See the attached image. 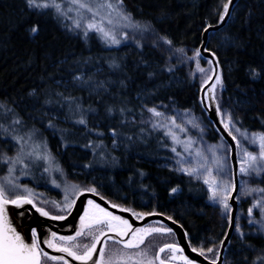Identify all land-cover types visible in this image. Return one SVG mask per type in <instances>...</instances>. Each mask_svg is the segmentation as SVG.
Segmentation results:
<instances>
[{
  "label": "trees",
  "instance_id": "1",
  "mask_svg": "<svg viewBox=\"0 0 264 264\" xmlns=\"http://www.w3.org/2000/svg\"><path fill=\"white\" fill-rule=\"evenodd\" d=\"M120 1L170 49L149 33L146 41L107 47L96 34L67 32L50 10L0 0V145L10 153L31 132L67 179L136 211L164 214L183 227L192 248L206 251L220 245L228 212L207 200L201 181L171 167L184 139L146 108L168 104L201 116L206 130H190L189 141L219 143L231 183L228 147L202 109L188 59L228 0ZM206 48L220 68L218 110L234 130L225 127L237 146L253 149L247 136L264 134V0H238L226 25L208 34ZM238 177L236 224L223 264H264V171Z\"/></svg>",
  "mask_w": 264,
  "mask_h": 264
},
{
  "label": "rangeland",
  "instance_id": "2",
  "mask_svg": "<svg viewBox=\"0 0 264 264\" xmlns=\"http://www.w3.org/2000/svg\"><path fill=\"white\" fill-rule=\"evenodd\" d=\"M37 3L59 5V11H57L55 6L48 8L32 7V9L37 11L50 10L59 19L67 32L83 38L91 33L96 34L107 47H120L130 42L137 44L143 38L146 41L148 39L146 35L149 33V39L152 42L162 43L169 48L167 43L161 38L153 36L148 27L146 28V25L134 20L125 11L120 0H37ZM141 36L144 37L142 38ZM173 52L176 53L177 51ZM188 59L194 64L199 94L200 89L209 80L212 68L209 61L199 59L198 55ZM216 88L214 86L213 89L215 102L217 100ZM150 109H154L155 112L150 111ZM146 110L151 116L169 125L171 124L170 128L174 126L175 138L180 141L182 140L180 138L184 139V142L179 143L182 153L172 159L173 165L171 167L180 173L201 181L209 190L207 200L218 206L223 212H228L229 215L230 209H225L221 201L224 199L226 189L228 203L232 190V177L231 183L228 185L226 174L224 173L225 169L222 166L224 155L222 154L221 145L219 143L204 145L202 142L193 144L192 140L189 141L190 130L195 131V134L205 132L206 124L203 118L193 112L179 114L168 104H152L147 106ZM155 113H159V115ZM221 118L224 126L228 125L234 130L226 113L221 114ZM253 134L260 133H251L246 138V142L253 149H250L247 145L243 146V148L240 145L237 146L239 171L241 167L246 166L242 162L245 149L253 155H258L260 152L259 141L254 143L251 140ZM17 145L18 149L10 153L0 145V187L5 190V195L9 200L17 197H27L32 201L34 207L42 208L52 216H62L71 209L79 192L84 190L92 191L94 189L67 179L62 171L56 168V162L51 157L50 152L43 146L41 140L31 134V132L29 134L26 133ZM10 169L12 171H9ZM205 180L209 183H205ZM210 185L211 189L217 193L215 200L212 199L213 193L210 190ZM94 191L96 190L94 189ZM128 210L137 216H144L149 213L136 211L129 206ZM146 229H161V231L152 232L151 235H148L145 243L140 245L139 248H125L124 245L114 243L107 244L103 255L105 264H147L150 260L153 261V264H157L155 261L157 250L162 245L173 242L174 236L171 232L164 231L166 228L160 223L149 224ZM97 230L92 229V235H96ZM89 231L86 230L85 233ZM92 235H82L73 241L72 249L76 253H83L85 251L84 245H91ZM73 245L76 246L73 247ZM208 249H212V251H208ZM208 249L198 252L209 260L215 261L219 245ZM144 250H146V255L142 254ZM169 257H173V255L168 252L163 259L169 260ZM42 264L55 263L42 258Z\"/></svg>",
  "mask_w": 264,
  "mask_h": 264
},
{
  "label": "water",
  "instance_id": "3",
  "mask_svg": "<svg viewBox=\"0 0 264 264\" xmlns=\"http://www.w3.org/2000/svg\"><path fill=\"white\" fill-rule=\"evenodd\" d=\"M238 0H229L227 4H229L228 11L223 12V19L215 25L208 26L202 35V41L198 48L199 55L210 62L212 73L209 80L206 84L200 89V102L203 111L206 114L207 119L211 122L213 127L216 129L217 133L223 139L228 147V158L230 162L231 168V177H232V190L228 198L229 204V218H228V227L226 233L220 243L217 259L215 261H211L206 258L203 254L198 252L196 249L191 247L186 233L183 227L176 222L175 220L165 216L164 214L155 211L149 214L144 215L140 220H135L132 215L126 211L122 210L121 215L128 221V223L132 226L129 230V234L124 236L123 238L116 236L114 233H104L99 237V243L96 244L97 252L92 254L93 259L89 260L91 264L93 261L100 260L99 249L104 247V243L106 240H114L124 242L129 239L131 233L135 230L141 229L145 225L158 222L165 226L167 229H171V233L174 236L175 243L173 244H165V245H175L180 249L178 253H180L184 258H187L193 264H222L224 259V253L226 247L230 241L231 235L234 231L236 224V216L238 211V191H239V169H238V161H237V145L232 135L228 132L221 118V114L218 110L217 103L215 102L213 96V89L215 84L217 83V77L220 75V68L217 62V59L213 52L206 48L207 36L211 32H216L223 28L227 21L230 18L232 10ZM88 201H92L97 205L104 207L110 212H113L114 207H112L105 199L100 197L98 194L92 191H81L79 192L73 202V205L70 211L66 215L62 216H52V215H41L37 208L34 207L33 203H24L20 207H17L13 204L5 205V209L8 213V222L11 227L15 229L16 233L22 237L25 243H32L33 241V230L36 231V239L39 244V248L42 249L43 252H46L48 256L51 257H61V252L57 251L53 247L48 246V241L55 237H63L68 235V229H70V235L74 236L78 232V223L81 220V217L85 213V207ZM53 217H63V219H53ZM108 237H113V239H108ZM165 245L161 246L163 248ZM160 248L157 250L155 255V261L159 264V260L156 259L157 254H159L160 259H162L161 255L163 252H160ZM170 250L165 248V251ZM164 251V252H165ZM166 264H176L172 262L166 261Z\"/></svg>",
  "mask_w": 264,
  "mask_h": 264
},
{
  "label": "snow or ice",
  "instance_id": "4",
  "mask_svg": "<svg viewBox=\"0 0 264 264\" xmlns=\"http://www.w3.org/2000/svg\"><path fill=\"white\" fill-rule=\"evenodd\" d=\"M231 2V0H229ZM27 4L30 8H48L51 6H55L57 11H59V5H53L49 3H37V0H27ZM83 7V5H81ZM229 4L224 5L225 12L228 11ZM223 19V17H221ZM91 27V25H90ZM38 29L33 27L31 31L35 33ZM102 30V29H101ZM105 35H107L105 33ZM199 55V52H197ZM219 80V77H217ZM150 111L155 112L154 109H150ZM159 115V113H155ZM80 123H84L83 120ZM228 127V125H225ZM239 131V129H237ZM247 136V133L244 134ZM233 139H236L233 137ZM251 140L255 143L259 141L260 152L258 155H253L251 152H248L246 149L244 150V155L242 158V162L246 164V166L241 167V173H249L250 171H264V134H253L251 136ZM239 143V142H238ZM175 151V149H173ZM9 171H12L11 169ZM205 183H209L205 180ZM213 183H215L213 181ZM210 190L211 185H210ZM94 191V189L92 190ZM175 191V189H173ZM264 192V189L260 190ZM212 199L216 198V191L212 190ZM225 209H228L230 206L227 203V190L225 189L224 199L221 201ZM13 204L17 207H20L24 203H32L30 199L27 197H17L16 199L9 200L5 195V190L0 187V264H42V256L46 259L51 260H63V257H51L48 256L46 252H43L42 249L39 248V244L36 239V231L33 230V241L28 244L25 243L20 235H18L14 228L11 227L8 222V213L5 209V205ZM92 209H95V212H90L88 209L85 210L84 216L81 217V230L76 233V236L81 235H92V228L94 225H104L107 227L108 231L113 232L116 236L123 238L124 236L129 234V230L132 226L128 223L127 220H124L120 217L114 216L111 212L106 211L104 208H101L99 205L94 204L92 201L88 202ZM258 205H253L252 208H249V215H252L253 209ZM123 210V209H122ZM261 210L264 211V206L261 207ZM37 211L41 213V215L47 216L48 212L44 211L42 208H37ZM53 219H63V217H53ZM118 221V223H114ZM123 226V227H121ZM85 229L90 230L88 233H85ZM100 235H104L103 228L100 230ZM161 229H139L135 230L131 233L132 239L124 242L125 248H139L140 245L145 243V239L148 235H151L152 232H159ZM164 231L171 232V229H164ZM237 231H239V225L237 224ZM55 237V234H53ZM61 241H74L76 237H60ZM108 239H113V237H108ZM121 241L117 240L116 243H120ZM49 247H55L51 240L48 242ZM99 243V236L92 235V243L91 245H84L85 251L83 255H77L76 252L72 250V247H59L56 250L60 252H67L68 255L72 256L76 260L84 261L85 264L87 261L92 260V254L97 252L96 244ZM76 245H73L75 247ZM165 248L172 250L174 253L180 251L175 245H165L163 248H160V252H164ZM195 250V249H194ZM208 251H212V249H208ZM100 256L104 255V248L99 249ZM144 255H146V250L143 251ZM175 257H169V259H174ZM156 259L159 260V264H166V261L160 259L159 254H157ZM185 264H191L187 258H184ZM65 264L67 262L65 261ZM93 264H105L103 259L93 261ZM147 264H153V261H148ZM215 264V262H213Z\"/></svg>",
  "mask_w": 264,
  "mask_h": 264
},
{
  "label": "flooded vegetation",
  "instance_id": "5",
  "mask_svg": "<svg viewBox=\"0 0 264 264\" xmlns=\"http://www.w3.org/2000/svg\"><path fill=\"white\" fill-rule=\"evenodd\" d=\"M93 192V191H92ZM96 194H98L100 197H102L103 199H105L112 207H114V209H113V212H111L114 216H116V217H120V218H122V219H124V220H126L122 215H121V212L120 211H122V209L123 210H126V211H128L131 215H132V217L135 219V220H140L143 216H137V215H135V214H133V213H131L129 210H128V206H126V205H121V204H119V203H116V202H114V201H112V200H110V199H108L107 197H105V196H103V195H101L99 192H97V191H94ZM89 202V201H88ZM87 202V204H86V207H85V210L86 209H88L90 212H95L96 210L95 209H92L91 207H90V205H89V203ZM94 203V202H93ZM94 204H96V203H94ZM101 207V206H100ZM101 208H104V207H101ZM105 209V208H104ZM106 211H108L107 209H105ZM70 211V210H69ZM68 211V212H69ZM67 212V213H68ZM108 212H110V211H108ZM66 213V214H67ZM150 213V212H149ZM148 213V214H149ZM152 213V212H151ZM66 214H64V215H66ZM85 214V213H84ZM84 216V215H83ZM114 223H118V221H116V222H114ZM154 223V222H153ZM156 224L158 223V222H155ZM149 224H152V223H149ZM149 224H147V225H145L144 227H142L141 229H146V227L149 225ZM121 227H123V226H121ZM165 227V226H164ZM101 228H103V231H104V233H113V232H110V231H108V229H107V227L106 226H104V225H94L93 226V228L92 229H98L97 230V236H101L100 235V229ZM166 228V227H165ZM167 229V228H166ZM81 230V220L79 221V223H78V231H80ZM86 230H88V229H85V231ZM139 230V229H138ZM68 232L69 233H67L68 235H66V236H63V237H70L71 235V233H70V229H68ZM33 233V232H32ZM115 234V233H114ZM33 235V234H32ZM116 235V234H115ZM82 236V235H81ZM81 236H76V235H74V236H71V237H76V239L75 240H77L78 238H80ZM132 238V235H130V237H129V239H131ZM128 239V240H129ZM74 240V241H75ZM128 240H126V241H128ZM126 241H124V242H126ZM72 242L73 241H61L58 237H54L53 239H52V243L55 245V247H53L54 249H57V248H59V247H71V245H72ZM124 242H120V243H116V241H114V240H106L105 241V243H104V250H105V248H106V245L107 244H109V243H114V244H118V245H124ZM173 243H175V239H174V241L173 242H171V243H168V244H173ZM73 250V249H72ZM74 251V250H73ZM75 252V251H74ZM171 253V255H173V256H175V258L177 259L178 258V260H176V259H169V260H165V259H163L164 258V256L167 254V253ZM84 253V252H83ZM83 253H81V254H79V253H76L77 255H83ZM61 257H63V260H51V259H47L48 261H50V262H52V263H55V264H65V261L67 262V264H85V262L84 261H81V260H76V259H74L72 256H70V255H68V253L67 252H61ZM161 257H162V259L163 260H165V261H168V262H172V263H176V264H185V260H184V257L180 254V253H178V252H173L172 250H167V251H165V252H163V254L161 255ZM42 258H44L43 256H42ZM46 259V258H45ZM100 259H103V257H100ZM86 264H91L89 261H87L86 262ZM191 264H193V263H191Z\"/></svg>",
  "mask_w": 264,
  "mask_h": 264
},
{
  "label": "bare ground",
  "instance_id": "6",
  "mask_svg": "<svg viewBox=\"0 0 264 264\" xmlns=\"http://www.w3.org/2000/svg\"><path fill=\"white\" fill-rule=\"evenodd\" d=\"M234 9V8H233ZM233 11V10H232ZM207 39H208V36H207ZM218 62V61H217ZM223 264V263H222Z\"/></svg>",
  "mask_w": 264,
  "mask_h": 264
}]
</instances>
